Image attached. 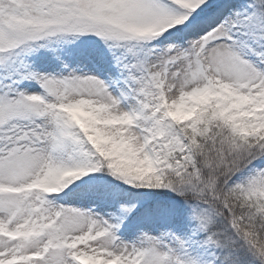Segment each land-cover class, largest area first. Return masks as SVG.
Instances as JSON below:
<instances>
[{"label": "snow or ice", "instance_id": "snow-or-ice-1", "mask_svg": "<svg viewBox=\"0 0 264 264\" xmlns=\"http://www.w3.org/2000/svg\"><path fill=\"white\" fill-rule=\"evenodd\" d=\"M0 264H264V0H0Z\"/></svg>", "mask_w": 264, "mask_h": 264}]
</instances>
